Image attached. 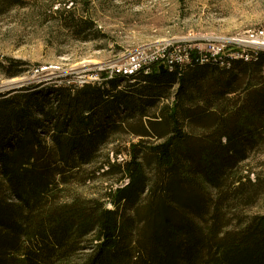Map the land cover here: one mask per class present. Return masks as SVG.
Masks as SVG:
<instances>
[{"label":"trees","instance_id":"trees-1","mask_svg":"<svg viewBox=\"0 0 264 264\" xmlns=\"http://www.w3.org/2000/svg\"><path fill=\"white\" fill-rule=\"evenodd\" d=\"M224 57L0 97V264H264V214H222L262 191L228 181L264 138V52ZM111 177L112 208L81 193Z\"/></svg>","mask_w":264,"mask_h":264},{"label":"rangeland","instance_id":"rangeland-1","mask_svg":"<svg viewBox=\"0 0 264 264\" xmlns=\"http://www.w3.org/2000/svg\"><path fill=\"white\" fill-rule=\"evenodd\" d=\"M84 23L90 28L79 33ZM260 28L264 0H0V65L26 64L14 78L0 67V97L34 85L82 87L124 77L121 68L134 56L141 62L156 58L158 69L171 60L191 61L195 54L202 63L237 59L249 49L248 33ZM212 49H220L218 56ZM110 71L119 73L110 77ZM241 90L227 98L241 97ZM255 129L264 136V125ZM123 140L137 142L135 137ZM253 144L232 167L228 182L250 177L262 191L249 205L232 197L223 205L230 227L264 214V138ZM112 150L111 145L105 150L111 158ZM110 186H116L115 177L88 183L81 193L102 198L112 208Z\"/></svg>","mask_w":264,"mask_h":264},{"label":"built area","instance_id":"built-area-1","mask_svg":"<svg viewBox=\"0 0 264 264\" xmlns=\"http://www.w3.org/2000/svg\"><path fill=\"white\" fill-rule=\"evenodd\" d=\"M248 37H249V40L248 39H246V40L249 41L248 42L249 45L246 47H249V49L248 50L244 49V54H243L246 57H250L249 54H251V53L257 54V49L263 48V47L255 48L252 45H250V43L253 45H254V43H256L257 45L264 44V28H260L257 31H250L248 33ZM219 51H220V49L215 50V52L213 50L214 55L218 56ZM162 57L164 58V56H162ZM164 59H166V58H164ZM220 59H222V57ZM218 60L219 59H214L212 61H218ZM156 61H157V59L153 58L152 60H146V61L141 62L139 57L134 56L130 59L129 63L127 64V66H125L124 69L121 68L123 70V72H120V73L125 74V75H135L136 73H138L141 70H144V69L148 70L149 65L151 66L152 64H155ZM202 61H210V60L207 59V60H202ZM190 62L191 61H186V62L184 61L183 62L182 58H181V59L176 60V61H174V60L169 61V63L167 65H164V67L170 69L174 64L185 65V64H189ZM148 63H150V64L147 65ZM118 73L119 72L116 73V72L110 71L109 76L111 77L112 74H118Z\"/></svg>","mask_w":264,"mask_h":264},{"label":"bare ground","instance_id":"bare-ground-1","mask_svg":"<svg viewBox=\"0 0 264 264\" xmlns=\"http://www.w3.org/2000/svg\"><path fill=\"white\" fill-rule=\"evenodd\" d=\"M257 45V44H256ZM258 47H263V49H264V44H260V45H258ZM259 52H257V54H258ZM244 57V55H242L240 58H243ZM246 57V56H245ZM249 57H246V59H248ZM137 74V73H136ZM114 75H116V74H113V76ZM121 75H124V76H127V77H129V76H132V75H125V74H121Z\"/></svg>","mask_w":264,"mask_h":264},{"label":"water","instance_id":"water-1","mask_svg":"<svg viewBox=\"0 0 264 264\" xmlns=\"http://www.w3.org/2000/svg\"><path fill=\"white\" fill-rule=\"evenodd\" d=\"M160 70L162 71V72H165V67L162 65L161 67H160Z\"/></svg>","mask_w":264,"mask_h":264}]
</instances>
